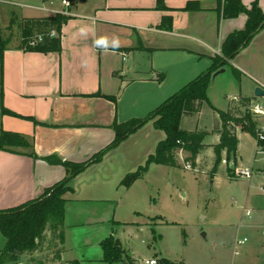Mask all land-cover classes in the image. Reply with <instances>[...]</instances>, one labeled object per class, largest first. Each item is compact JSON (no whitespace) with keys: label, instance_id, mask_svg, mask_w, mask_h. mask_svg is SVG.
<instances>
[{"label":"crops","instance_id":"crops-1","mask_svg":"<svg viewBox=\"0 0 264 264\" xmlns=\"http://www.w3.org/2000/svg\"><path fill=\"white\" fill-rule=\"evenodd\" d=\"M69 1L68 7H54V0H0V23L6 15L10 25L20 21L18 26L28 17L65 12L70 16L62 28L61 51H25L18 47L20 39L17 44L9 43L0 56V135L3 131L17 132L33 143V154L0 150V210L42 198L69 176L70 167L50 163L48 157L84 164L102 153L68 183L71 191L65 194V235L76 222L96 215L89 206L95 208L96 203L108 201L115 189L125 187L122 181L132 171L128 172L117 149L131 134L150 122L154 125V120L109 148L117 137L115 125L146 117L207 73L214 58L222 56L225 39L244 29L248 20L245 12L236 18L224 17L218 0ZM159 1L167 8H157ZM189 1H197L198 6L185 10ZM256 1L264 12V0H242L247 8ZM6 4L22 8L17 11ZM164 16H172L170 31L158 27ZM223 68V73L211 76L209 101L197 102L196 108L215 104L212 96L218 80L219 91L227 98H256V87H264V27ZM234 69L240 71V79ZM228 88L233 92L228 93ZM263 100L260 97L258 102ZM4 108L19 115L4 113ZM191 116H182V129L198 130V126H186L191 124ZM209 130L205 132L212 128ZM237 133L240 139L243 132L238 128ZM208 136L218 141L208 143ZM208 136L207 145L220 140L216 133ZM258 145L255 138V150ZM208 149L213 151L209 146L197 159L208 156ZM238 151L241 156L240 142ZM6 243L0 229V255ZM61 254L68 260L64 249Z\"/></svg>","mask_w":264,"mask_h":264},{"label":"rangeland","instance_id":"rangeland-1","mask_svg":"<svg viewBox=\"0 0 264 264\" xmlns=\"http://www.w3.org/2000/svg\"><path fill=\"white\" fill-rule=\"evenodd\" d=\"M52 5L61 7L62 2L54 0ZM6 6L17 11L22 8L15 4ZM9 18L3 17L0 27L10 45L17 44L21 39L17 25L20 21L10 25ZM218 82L212 96L215 104L209 103L202 110L188 106L184 114L194 115L189 119L191 124H185L190 129H213L219 117L212 104L221 111L230 106L233 96L227 98L220 92ZM258 103L253 102L252 106ZM250 110L258 127H264V114L256 115ZM166 136L151 122L131 134L117 149L128 172L145 166ZM209 141L218 140L208 136L206 142ZM239 142L242 155L230 159L223 155L226 163L222 161L216 173L212 172L214 153L209 149L210 154L196 159L193 169L186 168L191 163L183 161L181 150L177 153L180 164L175 167L149 163L147 171L130 187L117 188L108 201L96 203L95 208L89 206L96 215L76 222L67 236L64 232L66 240L61 250L64 249L66 259L78 260L80 264H110L104 258L102 243L114 237L123 249L122 260L114 264H147L151 259L158 264H264V164L256 157L254 136L243 132ZM245 165L254 170L250 179H242L235 172L236 166ZM245 209L253 211L251 217L246 216ZM245 237L248 241L235 254L236 241ZM55 252L56 248L47 241L41 253L21 255L19 264H59Z\"/></svg>","mask_w":264,"mask_h":264},{"label":"trees","instance_id":"trees-1","mask_svg":"<svg viewBox=\"0 0 264 264\" xmlns=\"http://www.w3.org/2000/svg\"><path fill=\"white\" fill-rule=\"evenodd\" d=\"M218 10L227 18H236L240 13L245 12L248 20L244 29L230 34L222 45V56L214 58L213 66L189 85L173 94L156 110L144 118H134L127 122L116 124L117 137L111 144L113 147L123 141L128 135L135 132L146 122L154 120V125L166 133V138L157 145L154 155H150L145 166L134 172L129 173L122 181V185L130 187L139 177L148 169L151 162L175 167L179 165L178 150L186 153L185 163H191V169L195 166L196 159L201 150L212 146L215 151V158L212 172H217L218 166L224 160V152H227V158L237 156L239 138L237 130L250 133L258 141L259 123L252 116L250 108L254 101L258 102L260 98L236 97L231 98L232 102L225 111L213 107L217 115L215 126L211 132L199 130H185L181 128L183 114L188 110H195V103L208 102V87L211 76L214 72L223 68L229 59L234 58L243 47L249 45L255 35L264 27V12L259 6L258 1L254 2L250 8H247L242 0H218ZM198 6L197 1H189L185 10L194 9ZM157 8L166 9L164 4L157 5ZM70 16L64 13L42 17L24 18L20 24L21 42L19 48L25 51H35L42 53L59 52L62 48V28ZM160 29L170 31L172 27V16H164ZM10 39L4 37L0 27V56L3 55ZM235 76L240 79L241 73L238 69L233 70ZM115 99V96H109ZM192 104V105H191ZM244 107V109H240ZM4 113L19 115L6 108ZM191 112V111H190ZM216 133L220 140L216 144L205 143L208 134ZM259 145L262 141L258 142ZM0 150L6 151H29L33 154V143L28 136L17 132L3 131L0 135ZM102 156L98 154L93 160L96 161ZM50 163H63L71 168L69 176L49 188L42 198L30 201L22 206L11 209L0 210V229L7 239L5 248L1 251L0 264H19V257L23 254L34 255L43 250L48 241L50 245L56 248L55 256L59 264H80L78 260H64L62 258L61 247L64 244V215H65V194L70 190V179L82 171L84 164H68L62 162L56 156L47 158ZM104 258L110 264L121 261L123 249L120 242L114 237L107 238L102 243Z\"/></svg>","mask_w":264,"mask_h":264},{"label":"built area","instance_id":"built-area-1","mask_svg":"<svg viewBox=\"0 0 264 264\" xmlns=\"http://www.w3.org/2000/svg\"><path fill=\"white\" fill-rule=\"evenodd\" d=\"M62 4L64 6H70L71 2L69 0H61ZM68 13V12H65ZM64 13V14H65ZM253 113H255L256 115H260V114H264V103H258L255 104L253 106H251ZM251 111V110H250ZM258 133V142L262 141L264 143V127H260L257 130ZM256 157H258V159L260 161L263 162L264 164V144L261 143V145H258L257 147V153H256ZM224 163H226V160H223ZM187 169H191V165L188 164L186 166ZM235 172L238 176H240L242 179H250L253 176V168L251 166L245 165L244 167H240V166H236L235 167ZM263 192H264V188H263ZM246 210V216L251 217L253 214V211L251 209H245ZM248 241V238L245 237L243 239H238L235 243V249L234 252L235 254H239L240 250H239V246L240 245H244L246 244V242ZM148 264H158L157 261L155 259H151L150 261L147 260L146 261Z\"/></svg>","mask_w":264,"mask_h":264},{"label":"water","instance_id":"water-1","mask_svg":"<svg viewBox=\"0 0 264 264\" xmlns=\"http://www.w3.org/2000/svg\"><path fill=\"white\" fill-rule=\"evenodd\" d=\"M225 71V68H221L220 70L213 73V77L217 76L220 73H223ZM254 96L256 98L264 97V87L259 84V86L256 87L254 91ZM24 264V263H21Z\"/></svg>","mask_w":264,"mask_h":264}]
</instances>
